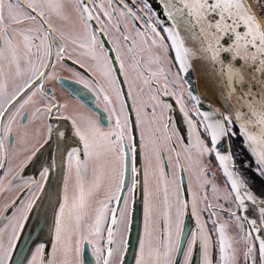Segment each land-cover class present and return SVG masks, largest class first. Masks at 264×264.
<instances>
[{"label":"snow or ice","instance_id":"snow-or-ice-1","mask_svg":"<svg viewBox=\"0 0 264 264\" xmlns=\"http://www.w3.org/2000/svg\"><path fill=\"white\" fill-rule=\"evenodd\" d=\"M62 71L94 107L57 94ZM248 171L264 178V0H0V264H264Z\"/></svg>","mask_w":264,"mask_h":264},{"label":"water","instance_id":"water-1","mask_svg":"<svg viewBox=\"0 0 264 264\" xmlns=\"http://www.w3.org/2000/svg\"><path fill=\"white\" fill-rule=\"evenodd\" d=\"M130 2V0H129ZM205 79L213 88V91H206L202 86H201V79ZM186 79L189 81V84L192 88V90L198 94L201 97L202 100V109L207 110V108L209 107V105H211L212 107H217L220 103H222L219 99H218V87L215 85V77L213 76L211 79H209V76L207 74V65L206 63L204 65L200 64L199 62L193 61L192 64V70L190 71V73L186 76ZM67 81V80H65ZM64 81V82H65ZM64 87V90L66 92V94L69 91H72L73 89H80V96L83 97V100L87 101V105L89 107H94V104L92 103V100L90 98V94L86 93L84 90H82L81 86L76 85L72 80H68L65 84L62 85ZM67 99L69 101V104L71 107H76L77 105L75 104V100L77 99V96L75 93H73V95L71 97H69L67 95ZM82 100V102H83ZM236 101V97H233V104H235ZM173 104L175 103V101H170ZM28 175H32L34 174V170L29 169L27 172ZM36 178L39 179L38 174L36 175ZM62 179V178H60ZM264 179V178H263ZM52 193V199L53 201L55 200V192H56V186L55 184L53 185V188L50 190ZM7 195V194H5ZM0 199H2V197H0ZM142 191L137 193V207L138 208H142ZM136 217H138L137 219H134V225H133V240H135V237L142 225V212H138L135 214ZM186 223H190V225L192 227H194V221H188L186 220ZM25 236L27 235V233L24 234ZM33 239H35V235H33ZM21 246L23 245V240H21ZM132 252L133 249L130 248L129 250V257L128 259H131L132 257Z\"/></svg>","mask_w":264,"mask_h":264},{"label":"flooded vegetation","instance_id":"flooded-vegetation-1","mask_svg":"<svg viewBox=\"0 0 264 264\" xmlns=\"http://www.w3.org/2000/svg\"><path fill=\"white\" fill-rule=\"evenodd\" d=\"M67 65H68V67L75 68L77 71H80L82 73L84 71L83 69H80L78 65H73L71 60L67 61ZM61 77L63 79L62 84H56L55 82H52L50 84V86L55 87L58 95H61L63 98L67 99V94H66L64 87L62 85L65 84L68 80H72L71 74L67 71H62ZM65 80H67V81H65ZM219 175H220V173L217 171V176H219ZM245 176L248 177L249 183L251 185L253 192L259 197L261 190L264 189V179L259 177L255 172H252V171L246 172Z\"/></svg>","mask_w":264,"mask_h":264},{"label":"bare ground","instance_id":"bare-ground-1","mask_svg":"<svg viewBox=\"0 0 264 264\" xmlns=\"http://www.w3.org/2000/svg\"><path fill=\"white\" fill-rule=\"evenodd\" d=\"M201 86L206 90V91H213L212 86L203 78L201 79Z\"/></svg>","mask_w":264,"mask_h":264}]
</instances>
